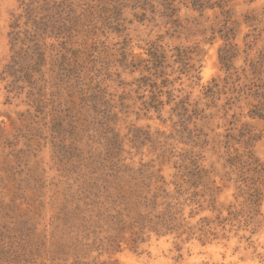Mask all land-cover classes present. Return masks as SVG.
<instances>
[{"label":"rangeland","instance_id":"rangeland-1","mask_svg":"<svg viewBox=\"0 0 264 264\" xmlns=\"http://www.w3.org/2000/svg\"><path fill=\"white\" fill-rule=\"evenodd\" d=\"M0 264H264V0H0Z\"/></svg>","mask_w":264,"mask_h":264}]
</instances>
